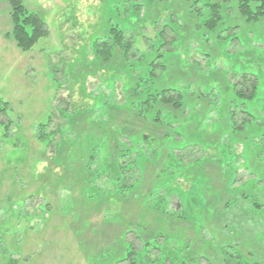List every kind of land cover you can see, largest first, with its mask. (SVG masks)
<instances>
[{
    "label": "trees",
    "instance_id": "16d2710c",
    "mask_svg": "<svg viewBox=\"0 0 264 264\" xmlns=\"http://www.w3.org/2000/svg\"><path fill=\"white\" fill-rule=\"evenodd\" d=\"M1 1L11 6L13 29L9 36L21 51H31L41 39L48 37L46 22L37 13L28 11L24 0ZM152 1H160L164 6L165 0ZM184 3L188 8L182 18L169 11L166 3L161 11L166 17L152 23L155 32L151 36L143 31L142 24L148 18L142 17V2L107 0L106 34L96 37L91 50L94 62L103 67L97 70L108 71L100 81L107 83L110 98L118 90L122 100L109 102L110 98L101 93L88 107L84 103L71 107L65 103V108L55 106L62 122L57 121L58 115L53 112L45 124L38 125L37 140L52 147L56 157L63 150V144L82 148L83 153H88L86 172L90 174L92 164L101 160L99 168L93 172L95 178L104 177L113 183L112 191L118 198L137 199L144 212L148 209L188 223L205 243L204 231H210L213 237L218 233L214 219L221 214V204L223 211H231L248 197L250 189L257 190L264 182V171L260 169L258 175H254L253 170L248 171L254 162L264 165V61L260 58L258 62L241 64L221 77V81L210 76L217 73L215 68L205 74L193 53L210 65L213 56L209 50L213 45L223 49L227 43L225 54L230 55L228 49L239 44L240 26L231 21L232 0H184ZM236 6L247 23L264 17V0H237ZM184 18L197 20L189 47L186 39L191 37L181 24ZM195 66L203 74L196 77L199 82L188 80ZM6 107L7 103L0 98V116L6 114ZM124 111L123 120L120 113ZM81 117L89 128L83 136L74 128ZM136 123L143 124V128L129 126ZM53 125L56 128H52ZM0 126L7 137L10 125L0 121ZM160 160L161 168L154 187L146 198H138L144 192L147 164ZM207 164L222 170L227 191L235 196L233 199L223 200L220 192L213 188L211 173L204 171ZM240 169L248 172L252 181L234 186ZM219 175L217 173V178ZM182 179V183L184 180L188 183L187 188L182 187ZM87 183L91 189L90 182ZM175 200L180 209H171ZM209 204L214 211L208 208ZM260 205L256 204V208ZM177 236L176 247L169 244L173 235L166 241L153 235L151 243L144 242L140 252L135 245L127 243L123 261L129 264H187L192 255L182 252L184 248L189 252L191 245ZM178 244L184 247L180 249ZM224 248L221 255L229 263L232 254L226 253L228 250ZM153 252H158L156 259L151 258ZM237 258V261H245L240 254Z\"/></svg>",
    "mask_w": 264,
    "mask_h": 264
},
{
    "label": "rangeland",
    "instance_id": "374dc122",
    "mask_svg": "<svg viewBox=\"0 0 264 264\" xmlns=\"http://www.w3.org/2000/svg\"><path fill=\"white\" fill-rule=\"evenodd\" d=\"M139 1L144 4L143 19L148 18L142 24L143 31L151 36L155 32L152 23L166 17V13H161L166 3L178 17L186 16L188 8L184 0H165L164 6L160 1ZM236 2L232 0L230 15L231 21L240 26L239 44L228 49L230 55L225 54L227 43L223 49L213 45L209 50L213 56L210 66L193 53L200 69L207 74L215 68L217 73L210 76L220 81L241 64L258 62L260 58L264 61V17L247 23L240 17ZM24 4L46 22L49 35L31 51H21L9 36L13 29L11 6L0 0V98L7 103V112L0 116V121L10 125L7 137L0 126V264H129L123 261L127 243L140 252L144 242L151 243L153 235L164 241L173 235L169 244L176 247L177 234L191 245L189 252L185 248L182 252L192 255L187 264H264V182L257 190L250 189L248 197L231 211H223L221 204V214L214 219L218 233L213 237L210 231H204V243L188 223L179 222L172 215L166 217L148 209L144 212L137 199L118 198L112 191L113 183L101 176L95 178L93 172L101 160L92 164L90 174L86 172L88 153H83L82 148L63 144L56 157L52 147L37 140L38 125L45 124L53 112L58 115L57 121L62 122L57 106L84 103L88 107L101 93L110 98L107 83L100 81L108 71L97 70L103 67L94 62L91 50L96 37L106 34L107 0H24ZM195 21L181 20L183 31L191 37L186 39L187 47L191 45ZM140 48L144 49L142 45ZM192 72L187 79L199 82L196 77L203 76L201 71L195 66ZM216 84L215 81V87ZM112 100L121 101L122 94L116 90L109 102ZM125 114L120 113L123 120ZM129 126L143 128L138 123ZM74 128L82 136L89 131L83 117ZM102 157L106 159L105 154ZM161 160L147 164L144 192L138 198H146L154 187ZM204 169L211 173V185L223 200L235 197L227 191L221 169L216 170L211 164ZM260 169L264 171V165L257 161L248 171L258 175ZM216 172L220 173L218 178ZM182 181V187L187 188L188 183ZM236 181L239 183L234 186H240L252 178L240 169ZM256 204L261 207L256 208ZM175 207L180 209L176 200L171 209ZM208 208L215 210L212 204ZM140 222L145 224L139 226ZM223 247L232 254L229 263L221 255ZM157 253L153 252L151 258L156 259ZM238 254L244 262L237 261Z\"/></svg>",
    "mask_w": 264,
    "mask_h": 264
}]
</instances>
